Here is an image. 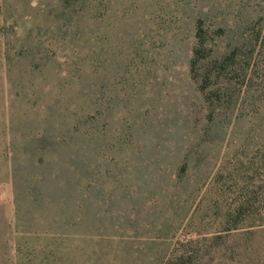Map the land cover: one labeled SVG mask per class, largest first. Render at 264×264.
<instances>
[{"label": "rangeland", "instance_id": "374dc122", "mask_svg": "<svg viewBox=\"0 0 264 264\" xmlns=\"http://www.w3.org/2000/svg\"><path fill=\"white\" fill-rule=\"evenodd\" d=\"M260 30L264 0H0V264H264Z\"/></svg>", "mask_w": 264, "mask_h": 264}, {"label": "trees", "instance_id": "16d2710c", "mask_svg": "<svg viewBox=\"0 0 264 264\" xmlns=\"http://www.w3.org/2000/svg\"><path fill=\"white\" fill-rule=\"evenodd\" d=\"M202 28L201 26L199 27L198 29V33H197V36L199 38V47L196 48L195 52L198 54L200 49H202L203 47V42H204V36L202 34ZM257 43H258V47H259V56H258V59L256 61H254L252 63V66L254 67H261L262 70L264 71V30H260L259 33H258V36H257ZM197 54L195 55V57L192 59V66L194 67L197 62L199 61L200 58H198L199 56H197ZM249 64V63H248ZM264 75V74H263ZM248 80H252L253 79V76H251V73L250 75L247 77ZM262 81H264V76L262 78ZM251 89L249 83L248 85H246V91H247V95L249 94V90ZM257 119H259V122H260V128L262 129V132L264 131V112L263 111H259L258 113V116H257ZM261 135H264L263 133ZM262 169V172L264 174V160L262 162V166L261 168ZM251 197V196H250ZM250 197L248 196L246 199H244L243 202H241L238 207L236 208V211L238 213H240V210L243 209V206H244V203H250Z\"/></svg>", "mask_w": 264, "mask_h": 264}]
</instances>
